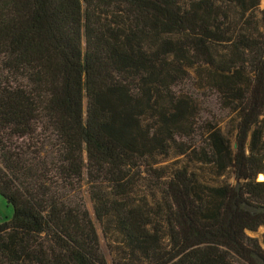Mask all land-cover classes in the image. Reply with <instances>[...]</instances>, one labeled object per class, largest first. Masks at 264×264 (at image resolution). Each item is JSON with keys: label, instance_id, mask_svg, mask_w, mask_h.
Wrapping results in <instances>:
<instances>
[{"label": "trees", "instance_id": "1", "mask_svg": "<svg viewBox=\"0 0 264 264\" xmlns=\"http://www.w3.org/2000/svg\"><path fill=\"white\" fill-rule=\"evenodd\" d=\"M261 0H0V264H108L89 210L18 140L46 119L62 184L88 178L114 264H264ZM85 42V49L83 43ZM194 74L232 115L175 88ZM201 131L200 143H185ZM175 155L170 166L155 167ZM151 176L152 201H131ZM110 189V190H107Z\"/></svg>", "mask_w": 264, "mask_h": 264}, {"label": "rangeland", "instance_id": "2", "mask_svg": "<svg viewBox=\"0 0 264 264\" xmlns=\"http://www.w3.org/2000/svg\"><path fill=\"white\" fill-rule=\"evenodd\" d=\"M261 9H264V0H261ZM85 49V42L83 43ZM194 74L191 78L178 85L175 90L178 93L187 92L198 96L203 104L201 116L198 125L204 122H210L219 126L222 131L228 135V122L231 114L221 106L219 96L216 92L210 90H203L194 82ZM35 133L31 137L18 140L19 145L27 153V156L37 166V174L43 175L50 180L52 190L62 200L67 202L81 201L85 204L90 212V215L95 223L97 233L100 240V248L103 255L106 257L108 264H114L115 258L121 253L122 248L119 244V239L112 229L105 228L96 218L94 203L91 198V184L86 176L81 183H77L72 188L62 184L60 173L55 168L56 163V145L58 144L56 136L52 128H50L46 119H40L35 125ZM202 132L197 131V135L192 139H181L185 143H194L201 141ZM179 158L171 155L168 158L160 159V164L155 167H164L175 164ZM145 179L139 183L131 201H152L155 191L154 182L150 175L142 173ZM110 190V189H107ZM13 216V207L10 206L3 197L0 196V224L9 221ZM264 230L261 229L258 234H249L251 237H261Z\"/></svg>", "mask_w": 264, "mask_h": 264}, {"label": "water", "instance_id": "3", "mask_svg": "<svg viewBox=\"0 0 264 264\" xmlns=\"http://www.w3.org/2000/svg\"><path fill=\"white\" fill-rule=\"evenodd\" d=\"M258 181H264V173L258 177Z\"/></svg>", "mask_w": 264, "mask_h": 264}]
</instances>
